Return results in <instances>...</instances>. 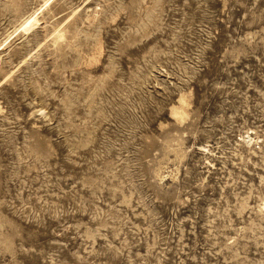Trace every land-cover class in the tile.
<instances>
[{"label":"rangeland","instance_id":"374dc122","mask_svg":"<svg viewBox=\"0 0 264 264\" xmlns=\"http://www.w3.org/2000/svg\"><path fill=\"white\" fill-rule=\"evenodd\" d=\"M0 264H264V0H0Z\"/></svg>","mask_w":264,"mask_h":264},{"label":"bare ground","instance_id":"6f19581e","mask_svg":"<svg viewBox=\"0 0 264 264\" xmlns=\"http://www.w3.org/2000/svg\"><path fill=\"white\" fill-rule=\"evenodd\" d=\"M39 23L38 20V14H33L30 17H28L23 24L21 25L22 29L24 31H29L31 29H33L34 27H36Z\"/></svg>","mask_w":264,"mask_h":264}]
</instances>
